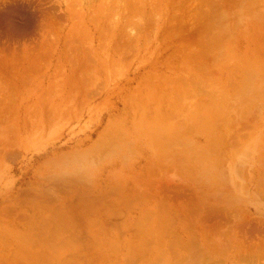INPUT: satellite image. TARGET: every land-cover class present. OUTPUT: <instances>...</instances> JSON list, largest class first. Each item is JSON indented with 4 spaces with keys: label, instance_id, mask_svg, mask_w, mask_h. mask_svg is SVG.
Masks as SVG:
<instances>
[{
    "label": "rangeland",
    "instance_id": "rangeland-1",
    "mask_svg": "<svg viewBox=\"0 0 264 264\" xmlns=\"http://www.w3.org/2000/svg\"><path fill=\"white\" fill-rule=\"evenodd\" d=\"M139 1L0 3V264H264V0Z\"/></svg>",
    "mask_w": 264,
    "mask_h": 264
},
{
    "label": "bare ground",
    "instance_id": "bare-ground-1",
    "mask_svg": "<svg viewBox=\"0 0 264 264\" xmlns=\"http://www.w3.org/2000/svg\"><path fill=\"white\" fill-rule=\"evenodd\" d=\"M6 0H0V3L2 4V3H4ZM12 1H15V2H17V1H23V2H25V1H27V2H32V0H12ZM41 2H43V1H46V0H40ZM113 1V0H112ZM166 1V0H165ZM225 1V0H224ZM223 0H201L200 2H199V7H201L202 8V6L203 5H205L207 2H210L209 4L207 3L206 5H208L209 6V8L210 9H212L211 7H210V5L213 3L214 5H219V7H220V4H221V7L223 6V5H225L224 3H226L227 4V2L225 1L224 2ZM231 1V0H230ZM238 1V0H237ZM15 2H13V3H15ZM94 2H95V0H94ZM108 2V1H107ZM106 2V3H107ZM111 2V1H110ZM149 2L150 1H146V0H140L138 3L139 4H141L142 3V6H144V8L145 9H147V7H148V4H149ZM193 2V1H192ZM204 2H205V4H204ZM255 2V1H254ZM51 3H53V2H51ZM89 3H91V1L89 2ZM184 3V2H183ZM191 3V2H190ZM235 3V2H234ZM251 3V2H250ZM50 4V3H49ZM119 4V3H118ZM117 4V5H118ZM213 4H212V7H213ZM253 4V3H252ZM48 5V4H47ZM108 5V4H107ZM125 5H126V3H125ZM124 4H123V7L125 6ZM191 5V4H190ZM192 5H193V3H192ZM228 5H233V3L232 4H228ZM235 5V4H234ZM247 5V4H246ZM195 6H196V4H195ZM227 6V5H226ZM247 6H249V3H248V5ZM251 6V5H250ZM249 6V7H250ZM255 6V5H254ZM80 8H81V11L80 12H77V11H79L80 10V8H79V10H76V11H74L73 9V12H70L69 11V13H68V16H67V18L69 19V20H71V21H73V20H75V19H78V17H77V15H76V13H79L78 14V16H79V19H83V17L81 18V16H84V13L85 12H83L82 10H84L85 8H84V5L83 4H80V6H79ZM108 7V6H107ZM126 7V6H125ZM193 7H194V5H193ZM193 7H191L190 9H189V11L188 12H186L185 13V15L183 16V17H178V15L176 16V15H173V17H172V19H177V18H180V19H183L182 21H183V23L182 24H185V21H186V23L187 22H189L190 21V23H191V21H194L195 20V18H192V14H193V12L192 11H194V12H196L197 11V13H200V12H198V8L199 7H197V8H195L194 10H192V8ZM217 7V8H216ZM218 6H215V8L214 9H212L211 11L212 12H214V10L215 9H217L218 11H219V9L221 8H219ZM224 7V6H223ZM228 7V6H227ZM227 7H226V10L228 11V12H230L228 9H227ZM110 8V7H109ZM120 8L121 7H119V12H120ZM184 8V7H183ZM219 8V9H218ZM232 8V7H231ZM243 9L245 8V6L244 7H242ZM253 8H255V7H253ZM108 9V8H107ZM114 9H115V7H114ZM196 9H198V10H196ZM58 10H62V8H60V7H58L57 5H56V3H54V4H50V6H48V7H46L45 9H42L41 10V13H42V15L44 14V15H46V16H48L49 18H51V19H53V16H55L54 14H55V11L57 12ZM110 10V9H109ZM108 10V11H109ZM113 10V9H112ZM124 10V9H123ZM178 10V9H177ZM196 10V11H195ZM202 10V9H201ZM223 10L225 11V8H223ZM117 11V10H116ZM127 11L128 10H126L125 11V13H127ZM139 11V10H138ZM172 11V10H171ZM242 11V10H241ZM250 11H253V10H251L250 9ZM75 12V13H74ZM98 12H101V11H92L90 14H89V17H91L90 19H88V22H91V23H94V21H96L95 23L97 24V25H95V27L96 28H94L95 29V32H96V34H97V29L99 28V26L98 25H101V26H106V25H103V22H102V20L100 21L97 17L96 18H94L96 15L95 14H97ZM114 12V11H113ZM118 12V13H119ZM170 12V11H169ZM243 12H244V10H243ZM256 12H257V10H256ZM255 12V13H256ZM102 13V12H101ZM180 13H182V14H184V11H182V12H180ZM206 12H203V16L201 15V16H198V14L196 15L197 17H201L202 19L204 18V17H207L206 16V14H205ZM222 13H223V11H222ZM225 13V12H224ZM82 14V15H81ZM196 14V13H195ZM214 14V13H213ZM215 14H217L216 13V10H215ZM218 14H219V12H218ZM244 14V13H243ZM88 15V14H87ZM167 15H169V14H167ZM205 15V16H204ZM207 15H209V14H207ZM223 15V14H222ZM222 15H220V16H222ZM195 15H193V17H194ZM213 16V15H212ZM224 16V15H223ZM85 17V16H84ZM106 17V16H105ZM104 17V18H105ZM197 17H196V19H197ZM209 17L211 18V16L209 15ZM226 17V16H225ZM55 18V17H54ZM208 18V17H207ZM103 19V18H102ZM201 19V20H202ZM205 20H206V18H204ZM209 19V18H208ZM123 20V19H122ZM185 20V21H184ZM199 20V19H198ZM201 20H199L200 22H201ZM204 20V21H205ZM220 20V19H219ZM143 23V22H142ZM208 23V22H207ZM111 24H114L113 25V27L114 28H110V27H108L109 25H111ZM119 23H116L115 22V20H114V22H110V24L109 25H107V28L109 29V30H112V31H121L122 32V30H120L119 28H120V24L118 25ZM188 25H190V24H188ZM187 25V26H188ZM112 26V25H111ZM142 26V25H141ZM180 26H182V25H180ZM178 27V29L180 28L181 29V27ZM185 25H183V29L185 28L184 27ZM192 26V25H191ZM98 27V28H97ZM62 28V27H61ZM116 28V29H115ZM141 28V27H140ZM146 27H143L142 28V31L145 29ZM172 28H175V27H172ZM238 28V27H237ZM123 29V28H122ZM177 28H175L174 30H176ZM189 29V28H188ZM196 29V28H195ZM222 30V29H221ZM53 31V30H52ZM179 31L180 30H178V33H179ZM190 31V30H189ZM192 31V30H191ZM141 32V31H140ZM178 33H176V34H178ZM184 33V32H183ZM183 33H181V35L183 34ZM208 33V32H207ZM180 35V36H181ZM225 35V34H224ZM131 36H132V34H131ZM134 36V35H133ZM129 37H130V35H129ZM177 37V36H176ZM125 38H126V36H125ZM124 37H123V39H125ZM127 38H128V36H127ZM178 38V37H177ZM131 38H128V41L130 40ZM134 38H132V43L134 42V40H133ZM131 41V40H130ZM129 41V42H130ZM136 41V40H135ZM50 43V42H49ZM126 43H128V42H126ZM131 43V44H132ZM128 45H130V44H128ZM198 59V58H197ZM203 59V58H202ZM74 66V65H73ZM176 97V96H175ZM177 99V98H176ZM179 99V98H178ZM174 101V100H173ZM187 106V105H186ZM193 106V105H192ZM183 107V106H182ZM190 108V107H189ZM182 110H183V108H182ZM190 110V109H189ZM203 111V110H202ZM184 112V111H183ZM198 123V122H197Z\"/></svg>",
    "mask_w": 264,
    "mask_h": 264
}]
</instances>
